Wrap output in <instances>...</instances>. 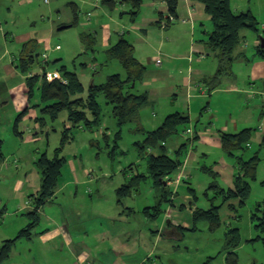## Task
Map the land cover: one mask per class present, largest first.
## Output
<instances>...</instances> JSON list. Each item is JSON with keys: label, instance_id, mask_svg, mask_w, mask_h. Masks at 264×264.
I'll return each mask as SVG.
<instances>
[{"label": "crops", "instance_id": "1", "mask_svg": "<svg viewBox=\"0 0 264 264\" xmlns=\"http://www.w3.org/2000/svg\"><path fill=\"white\" fill-rule=\"evenodd\" d=\"M77 1L70 0L66 3L72 14L71 18L67 17L66 22L60 18V5L56 3L58 0L50 4L48 0L45 2L48 4L46 14L51 17L53 13L57 23L63 25L72 21L73 10L77 9V20L81 17L87 23L84 27L92 26L89 32H95L97 44L106 49L115 44L122 35L126 37L128 34L129 38L126 39L133 45L136 59L145 67L142 81L134 88L135 94H146L148 98L146 105L142 107L144 110L141 109L138 115L141 126L146 131H152L158 128L167 116L180 113L188 117L187 128L192 129L193 137L184 136L185 139L177 140L174 136L170 142L172 147L167 144L170 155L180 145L186 144L187 147L178 171L163 185L165 193H162V188H156L153 183H149V175H145L143 182L146 186L143 193L129 195V203L124 209L122 202L115 203V186L123 185L121 181L115 182V176L112 181L114 185H110L113 193L108 203L109 208L113 210L112 215L103 211L102 214L92 215V220L86 219V222L74 224V221H69L67 216H64L62 205L55 202L57 189L48 202L37 210L39 222L43 215L45 225L34 227L30 238L17 240L11 247L9 257L0 264H210V260L214 258L202 257L199 248L194 249L195 245L186 246L187 248L179 245L193 227V212L197 208H210L207 209L206 204L204 206L199 200H195L188 188L202 190L211 183L210 177L201 183L193 181L194 173L198 176L207 174L204 169L217 174L220 184L234 187V179L238 174L237 157L243 158V154L228 157L220 148L219 137L222 133L236 134L243 129H252L253 121H258L257 114L264 119V89H257L255 81L239 83L237 76L232 75L223 78L219 86L210 91L211 87L207 81L216 72L218 63L215 54L205 43V34L210 33V30L204 33L203 29L207 30L210 17L205 14L203 5L197 2L178 0L176 19L162 27L164 20L169 16L163 0L144 2L142 6L149 8L151 15L148 17L139 13L133 24H130L128 17L127 26L117 21V17L125 18L119 17L120 12H126L122 3L116 4L114 10L109 11L102 5L105 0H89L88 3L80 0V7L86 6L82 11ZM28 2L31 3V0L19 1ZM234 9L238 11L237 7ZM10 13L9 0H0V87L3 84L9 86L3 91L0 90V139L3 134L8 133L12 137L11 142L15 143L12 151L4 153V159L0 162V249L5 242L15 239L18 233L31 223L32 218L28 214L35 210V198L41 185V172L36 164L41 155L36 143L43 142L38 134L42 135V131L35 121L38 110L29 109L22 117L18 127L21 137L12 130L14 119L29 106L26 98V76L19 73L15 64L19 47L29 39H34L39 46L53 49L51 27L41 33L32 31L30 35L12 34L11 24L7 23ZM110 22L115 23L114 30H110ZM196 28L201 30L196 32ZM98 30H102V36L97 33ZM255 34L252 31H243L242 39L246 43L247 37L254 39ZM150 46H153L152 51L149 50ZM248 46L249 42L245 48L238 46L235 52L238 59L233 62L234 66L239 68L257 64L264 69L261 59L260 63L254 62V57H259L254 47L252 51H248ZM93 66L90 65V68ZM92 71H96V68ZM252 72L253 70L245 71L246 81H251ZM198 84L201 87L197 91L194 86ZM5 92L10 97L7 98ZM232 98L236 100L235 106L232 105ZM234 109H238V116L231 112ZM147 112H150L149 117L153 122L146 116ZM65 125L69 127V124ZM252 136L253 133L251 139ZM22 146L29 147L30 151L34 152V155H29L30 161H26L22 156ZM69 167L74 176L70 183L61 189L74 186L71 188L72 197L77 199V186L90 181L89 173L87 169H80V173L85 177L81 179L76 176L77 169L73 161L69 162ZM125 171L121 170L119 173L124 174ZM130 172L133 174L137 170L131 168ZM129 178L131 179V175ZM182 186L187 190L185 195L177 193L178 188ZM138 189L140 190L139 187ZM87 193L92 194L91 189H87ZM101 195L103 194L95 195L96 202L104 204L106 200H102ZM162 196L167 200L166 203L161 202ZM91 202L92 199H89V204ZM158 205L160 215L157 218L151 219L143 213L145 209ZM237 205L236 200H231L222 207L226 206L236 212L237 209L233 208ZM46 206L59 208L62 213L61 220L46 215ZM99 217L102 222L97 226L87 224ZM116 220L121 223L113 224L112 221ZM258 263L255 259L254 264ZM261 264H264V260Z\"/></svg>", "mask_w": 264, "mask_h": 264}, {"label": "trees", "instance_id": "2", "mask_svg": "<svg viewBox=\"0 0 264 264\" xmlns=\"http://www.w3.org/2000/svg\"><path fill=\"white\" fill-rule=\"evenodd\" d=\"M145 0H105L102 1L109 11H113L118 3L126 4L128 10L120 12L119 17L128 16L130 24H133L140 12L142 4ZM156 1V0H150ZM167 6L169 17L176 19V8L178 0H163ZM197 2L204 7V12L210 17V24L207 30L203 29L204 33L210 30V33L205 34V43L207 48L215 54L217 59V69L214 75L207 81L209 83L210 91L219 86L220 81L231 75V68L233 62L237 60L235 52L240 45L245 42L242 39L243 31H259V22L250 11L236 12L232 7L230 0H189ZM70 5H72L70 3ZM74 9V16L69 24L73 27L78 23V17ZM173 20V21H174ZM171 21V22H173ZM170 23V22H169ZM262 27V26H261ZM260 27V30H261ZM261 32V31H260ZM80 41L84 47L82 55H87V52L93 54L92 61L95 63L94 53L96 51L97 38L95 32H83L80 34ZM244 43V44H243ZM39 44L36 40L30 39L21 44L16 60V69L20 74L26 76V97L29 106L23 110L15 119L13 124V132L21 137V132L18 131L22 117L26 115L29 109L38 110L40 116H37L35 121L40 128L47 125V121H56L59 115L63 112L66 113V120L63 124V131L61 132V139L59 145L53 151L52 157L43 153L39 156L36 164L41 172V185L38 196L35 198V210L28 214L31 223L22 229L17 237L13 240L7 241L0 249V263L4 262L10 255L12 245L21 238H30L31 231L38 225L39 216L37 210L44 206L48 199H50L58 186L60 185V178L62 170L65 166L66 159L59 157L64 147L73 141L75 130H89L96 129L102 124V109L98 102V97L101 94L105 99L107 105L111 106V116L115 121L116 132L113 134L111 151L118 150L119 142L122 139V129L126 125L135 124L136 133L144 136L142 142L137 143L141 154H147V175L152 180L156 188H162V193L166 192L163 188L164 180L171 179L170 176L174 175L180 165L182 164L185 154L186 144L180 145L172 155L169 154L167 144L172 140L173 136L187 128L189 119L183 114L174 113L167 116L161 125L152 131H146L141 126L138 120L140 110L147 103L146 94H135V86L142 81L145 67L142 65L134 55V47L126 37L122 35L115 44L106 49L105 56L106 62L115 60L123 69L125 75L121 77L118 74L107 77L104 83L95 85L92 84L85 89L82 85L77 74L68 71L64 66L59 67L56 71L60 73L63 80L66 82L61 83L58 80L48 82L41 72L53 64L47 60L38 63V55L36 49ZM256 55L264 61V49L256 46ZM55 48V47H54ZM53 48V49H54ZM51 49L52 51H54ZM50 50V49H49ZM43 56V55H42ZM80 57V56H78ZM77 57V58H78ZM59 61V60H56ZM39 64L40 69H44L40 73L31 74V68ZM37 64V65H38ZM95 67L93 66L94 70ZM132 85L134 87L132 88ZM34 92L38 93L39 100L37 104H32ZM139 121V122H138ZM65 124H69L66 127ZM252 129H243L236 134H220V148L228 156L234 157L237 154H243L249 148L251 140ZM104 140L108 143L109 136L106 132L102 133ZM165 144L162 146L161 144ZM261 146H264V142ZM157 151L153 154L151 151ZM237 158L238 174L234 179L233 190H225L219 187L217 182V174L209 169H204L208 177L212 179L208 189L222 198V205L231 200H236L237 207L245 205L248 197L250 196V182L256 179V171L258 166L257 154L249 159ZM4 159L3 140L0 139V162ZM145 174H136L126 184L119 187L116 191L117 204H120L123 198L128 197L133 192H136L141 182L144 181ZM168 182V180H167ZM197 200L193 190H189ZM206 195V194H205ZM165 196V195H164ZM166 199H163V203ZM161 204V203H160ZM160 205L147 208L143 211L144 214L154 219L160 215ZM221 207H215V203H211L208 210L197 208L192 215L193 227L190 232L198 230L200 223L206 224L208 231L214 233L218 231L222 225L219 210ZM233 208V207H232ZM233 209H237L234 207ZM152 212V213H151ZM162 214V213H161ZM251 222L254 224V229L257 232V237L251 241H260L264 247V200L256 203L254 211L251 213ZM240 244V233L238 229H229L225 233L224 249L227 251L225 263L238 264V256L235 249Z\"/></svg>", "mask_w": 264, "mask_h": 264}, {"label": "rangeland", "instance_id": "3", "mask_svg": "<svg viewBox=\"0 0 264 264\" xmlns=\"http://www.w3.org/2000/svg\"><path fill=\"white\" fill-rule=\"evenodd\" d=\"M19 1L20 0H9V3H11V13L9 19L7 20V23H10L13 31H15H10V33H23L30 35L29 33H31L32 31L34 33H41L46 29H50L49 27H51L53 34V37L51 38V46L53 48L56 46L60 47L59 51H52L51 49L48 50L43 45L39 46L38 49H36V54L38 55L37 61L39 64L43 61V54H48L49 61L51 63L53 62V64H51L46 69L47 71H54L59 69V67L64 66L68 71L77 74L80 81L82 82L85 92L86 89L92 84H102L105 82L107 77L111 75L118 74L121 77H124L125 73L117 61L111 60L106 62V48H103L101 44H96V51L94 53L95 64H93L91 58L93 56L91 52H87V56L82 55V53L84 52V47L80 41V34L83 32H88L90 30V27L92 26L84 27L83 25H86L87 23H85V20H82L81 17H79L77 25L69 27L62 31H57V27L60 25V22L57 23L58 21L53 13L51 17L46 14L48 5L47 3H45L43 0H31V3H19ZM48 1L49 4L51 2H56V0ZM69 1L70 0H58V2H56L60 5V18L65 22L67 21V17L71 18L72 16L71 10L66 6V3H69ZM78 1L77 3L80 7V2ZM83 1H86L87 3L89 2V0ZM146 1L149 0H145L144 2ZM230 3L232 7L238 8V11L235 10L236 12H252L257 22H259V31L255 32V38L252 39L249 36L247 37L249 42L248 51H252L254 47L256 53L259 33L260 31H262L260 30V27L264 26V0H230ZM84 7L86 6L80 7V10L84 11ZM123 10H128V6H126V4H124ZM139 13L141 15H147L148 17L151 15L149 13V8L143 6L141 7ZM112 18L116 19V17ZM117 21L120 22L121 25L124 24L125 26H127L128 16H125V18L123 19H119L117 17ZM108 25L110 30H114V22H110ZM117 26L120 27L119 24H117ZM199 30L201 29L196 28V32H199ZM98 31L99 32L97 33L102 36V30ZM249 33H251V31H249ZM126 37L129 38V35L126 34ZM248 42L243 45L244 48L247 46ZM152 49L153 46H150L149 50L152 51ZM154 49L157 48L154 47ZM254 59V62L260 63V57H254ZM261 62L264 63L262 59ZM38 63L36 62V64H34V66L30 70V72H32L33 74L41 72ZM90 65H94L96 71H92L93 68H90ZM234 65L235 64L232 65L231 75H229V77L232 75L234 77L237 76L239 83L255 81V86L257 87V89H264V69L260 67V65L249 64L248 66H241L239 68ZM246 70H253L251 74L252 76L250 78L251 81H246ZM6 88H9V86L3 84L0 87V90L3 91V89ZM5 94L7 98L10 97L6 92ZM38 100V93L34 92V97L31 103L37 104ZM98 102L100 103L102 109L101 126L96 129L93 128L91 131L75 130L73 141L67 144L59 155V157H64L68 163H65V166L62 170L60 185L57 188V192L55 191V202H58L62 205L63 209H61L64 210V216H67L66 219H68L69 221H74V224H77L79 222H86L84 221L86 219L92 220V215L94 216V214H102L103 211H106L108 215H112L113 210L109 208L108 203L110 202V196H112L113 193L110 185H114L112 181L115 176H117L115 182L121 181V183H123L124 185L130 179L129 175H131V178L136 174L147 175L146 157L148 153L141 154L139 146L137 145V143L142 142L144 136L140 133L135 132L137 126L134 123L126 125L122 129V139L119 142L118 150L111 151L113 147V134L117 130L115 121L111 116V106L106 104L105 99L101 94L98 97ZM235 102L236 100L232 98L233 106H235ZM231 112H234L236 116L239 115L238 109H234ZM149 113H146L147 117H149ZM37 116H40L39 112H37ZM256 118L258 119V121H253L254 124L252 126V129L254 132H252L253 136L250 140L249 148L243 153L244 159H249L256 154L258 156L256 179L250 182V196L248 197L245 205L240 208L236 206V212H233L226 206L222 207L221 196L214 193L213 191L207 190L210 183L205 186V189H197V191L193 189L195 195L197 196V201L199 200L204 206L206 204L207 209L211 206V203L214 202L215 207H221L219 213L222 225L218 231L210 233L206 224L200 223L198 225V232H189V234L185 236V238L179 243V245L184 248H187L186 246L189 245H195L194 249L199 248L202 257H210V259L214 258L213 260H210V264H226L225 259L227 251L224 249V235L229 229H238L240 233V244L235 251L237 256L239 257L238 264H254L255 259L257 260V262H259L258 264H261V262H263L264 260L263 245L260 243V241H251L254 240L258 235L254 229V224L250 220L251 213L254 211L256 203L262 202L264 200V146H261L264 140V119H262L259 114H257ZM148 119L150 120V122H153L152 118L149 117ZM65 120L66 113L63 112L59 115L56 121H47V125H45L44 128H40L42 131V135H40V133L38 134L39 136H41L44 143H36V147L39 151H41L39 153H46L47 156L52 157L53 151L59 145ZM4 121H6V119ZM227 121H229L228 118ZM103 132H106V134L109 136L108 143L102 136ZM3 135V151L6 154L12 151L15 143L11 142L12 137H10L8 133ZM175 137L177 138V140L183 139L184 134L182 130H180ZM170 142L169 146L172 147ZM151 152L153 154L157 153L156 150ZM33 153L34 152H31L29 147L22 146L21 154L26 161H30L29 155H32ZM70 161H73L74 165L76 166L77 177H80L81 179L85 178L80 173V169H87L89 173L88 177L90 181H87L86 184L77 186V199H73L72 197L73 191L71 188H74V186H71L67 189H61L64 185L70 183L72 177L74 176V174H72L70 171ZM207 165L210 164L207 163ZM130 167L136 168L137 172L131 174ZM121 170L126 171L124 174H121L119 173ZM192 179L195 183H201L202 181H204V179H208V175L204 174L203 176H198L196 173H194ZM167 180H169V178L164 180V184L168 183ZM217 182L220 188L231 187L220 184L219 180H217ZM149 183H152V180L149 179ZM145 186V183L141 182L139 185L140 190L133 192V194L138 192L143 193V189H145ZM115 187L118 189L120 185H117ZM233 188L225 190H233ZM87 189H91L92 194H88ZM117 189L115 191H117ZM189 189L190 188H188V192ZM97 193L103 194L101 195V198L102 200H106L104 204L102 202L100 204L96 202L95 195ZM177 193L185 195L187 193V190L182 186L178 188ZM114 196L115 198L117 197L115 192ZM128 197L123 198V201H121L122 204H124V209L126 208V204L129 203ZM89 199H92L91 204H89ZM116 202L117 200L115 201V203ZM51 209V207L46 206L45 214L48 216L50 215L53 217H57V219L61 220V210L59 208L52 210ZM99 222H102V219L100 217L87 224L92 225L93 227L97 226ZM112 222L116 225L121 223L117 220ZM45 223V217L42 215L41 222H38V225L40 224L44 226ZM185 253L190 254L188 252Z\"/></svg>", "mask_w": 264, "mask_h": 264}, {"label": "built area", "instance_id": "4", "mask_svg": "<svg viewBox=\"0 0 264 264\" xmlns=\"http://www.w3.org/2000/svg\"><path fill=\"white\" fill-rule=\"evenodd\" d=\"M44 2H47V0H43ZM174 19L172 18V17H167L165 20H164V22H163V24H162V27H165V25H166V23L167 22H171V21H173ZM261 32L259 33V37L260 36H262L263 35V30H264V26H262L261 27ZM258 44H259V42H258ZM257 44V45H258ZM54 51H59L60 50V47L59 46H56L54 49H53ZM42 58H43V60L45 61V60H47L48 59V54H43V56H42ZM44 61H43V66H44ZM157 63H159V61L157 62ZM44 70V69H43ZM43 73V74H42ZM31 74L32 73H30L28 76H31ZM41 74H42V77L44 76V78L48 81V82H51V81H54V80H58L59 82H61V83H66L64 80H63V78H62V76L60 75V73H58L56 70H54V71H44V72H41ZM201 86L198 84V85H196V86H194V89L195 90H197L198 91V89L200 88ZM183 134H184V136H186V137H188V138H192L193 137V132H192V129L191 128H186L184 131H183ZM162 146H164L165 144H161Z\"/></svg>", "mask_w": 264, "mask_h": 264}, {"label": "water", "instance_id": "5", "mask_svg": "<svg viewBox=\"0 0 264 264\" xmlns=\"http://www.w3.org/2000/svg\"><path fill=\"white\" fill-rule=\"evenodd\" d=\"M67 28H69V25H66V26H61V27H59L57 30L58 31H62V30H64V29H67ZM263 35H264V32H263ZM259 46H260V48L261 49H264V36L262 37H260L259 38ZM134 87V85H132V88ZM263 142H264V140H263ZM166 185V184H165Z\"/></svg>", "mask_w": 264, "mask_h": 264}, {"label": "clouds", "instance_id": "6", "mask_svg": "<svg viewBox=\"0 0 264 264\" xmlns=\"http://www.w3.org/2000/svg\"><path fill=\"white\" fill-rule=\"evenodd\" d=\"M263 32H264V31H263ZM263 36H264V35H262V37H263ZM260 37H261V36H260ZM260 37H259V38H260ZM258 42H259V40H258ZM258 46H259V44H258Z\"/></svg>", "mask_w": 264, "mask_h": 264}]
</instances>
